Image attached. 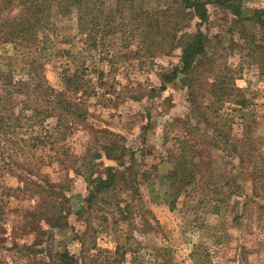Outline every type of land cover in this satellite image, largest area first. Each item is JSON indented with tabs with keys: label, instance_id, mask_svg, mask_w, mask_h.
<instances>
[{
	"label": "rangeland",
	"instance_id": "rangeland-1",
	"mask_svg": "<svg viewBox=\"0 0 264 264\" xmlns=\"http://www.w3.org/2000/svg\"><path fill=\"white\" fill-rule=\"evenodd\" d=\"M241 2L249 17L254 11L264 9V0ZM208 12L209 20L201 29L208 37L207 56L211 61H206L199 69L202 75L197 85L198 101L208 102L209 95L205 91L217 75L226 69L237 71L240 74L235 85L244 91L248 105L241 111L237 105L228 108L229 120L234 125L233 135L242 139L250 126L253 135L264 137V66L257 64L253 57L255 43L261 41L263 30L256 21L247 20L241 36L227 8L211 4ZM195 25L193 22L190 31H196ZM127 45L122 36L109 35L91 47L87 36L79 31L75 16L55 17L47 56L41 59L46 66L40 78L41 81L46 78L51 87L62 90L63 70L80 68L87 87V96L82 99L86 121L78 124L57 149L60 148L62 159L77 157L78 166L87 151L100 150L101 145L116 144L134 153L135 159L129 160L128 166L132 165L138 172L144 200L136 214L139 231L120 221L116 212H99L101 203L86 212L84 177L55 164L44 168L40 177L64 184L71 180L67 184L71 191L65 194L68 199L65 207L70 211L69 226L65 229L46 226L47 236L39 241L41 246L36 245L33 254L20 252L15 245L23 249L41 236V229L38 227V232L33 233L29 224V212H35L41 198L36 188L17 190L24 188L19 178L23 172L14 167V171H0V264H41L49 251L79 257L83 242L92 253L102 252L97 264H165L168 259L170 263L166 264H264V202L253 201L242 212L252 187L243 171L236 172L237 184L241 185L243 193L235 198H228L226 192L217 195L223 197L224 204L212 202L209 198L214 193L198 187L182 195L173 209L164 202L167 188L162 177L172 168L171 157L179 142L195 141L198 163L204 161L215 171L211 174V169L203 164L199 176L202 187L205 183L210 187L224 186L226 181H231L233 178L228 174L239 165V160L222 159L219 150L204 142L209 130L205 127L196 130L195 122L187 121L189 91L183 79L160 90V74L179 64L180 49L168 56L152 58L137 55L136 43L129 48ZM14 54L12 45L0 43L3 60H0V68L5 69L3 63L15 61V75L20 77L22 57ZM23 77H27L26 73ZM54 126L55 120L50 119L45 129L52 131ZM206 147L210 159H205L206 153H200ZM262 147L264 151V145ZM116 164L104 157L88 162L81 171L102 175ZM231 184L237 185L236 182ZM224 190L228 192L227 187ZM128 195L121 197L129 201ZM214 205L221 207L219 213L213 212ZM236 215L238 218L234 219ZM147 221L151 224L147 225Z\"/></svg>",
	"mask_w": 264,
	"mask_h": 264
},
{
	"label": "trees",
	"instance_id": "trees-1",
	"mask_svg": "<svg viewBox=\"0 0 264 264\" xmlns=\"http://www.w3.org/2000/svg\"><path fill=\"white\" fill-rule=\"evenodd\" d=\"M211 4L230 11L241 36L246 30L247 20L256 21L262 28L263 36L260 42L255 43L253 57L263 67L264 9L254 11L249 17L242 9L241 0H0V43L12 45L14 55L22 57L20 77L15 75V61L3 63L5 69L0 68V171H14L16 167L23 172L19 178L24 187L17 190L32 191L29 188H36L35 192L41 198L35 212H29L30 228L33 233H37L39 227L41 236L23 249L15 245L20 252L33 254L35 246H41L39 241L47 236L46 226L50 229H65L69 226L70 211L65 207L68 204L65 194L71 191L67 185L71 180L64 184L62 181H51L49 177H40L46 167L56 164L62 170L70 169L83 176L87 183L85 211L101 203L99 212H116L120 221L127 222L137 232V208L144 201L138 172L134 171L132 165L128 166L135 159L134 153L124 146L101 145L100 150H89L84 154L80 166L75 156L68 160L60 157V148L57 147L67 140L78 124L86 121L87 113L82 99L87 96V87L79 67L63 70L62 90L51 87L46 78L41 81L40 73L46 66L41 59L47 56L55 17L75 16L79 31L87 36L91 47L97 46L99 41L109 35H120L128 43L126 48L136 43L139 56H168L180 49L179 64L171 71L160 74V90L164 91L168 84L183 79L189 91L190 114L187 121L195 122L193 127L196 130L201 127L208 129L210 137L204 140L208 147L219 150L222 159L239 160V165L228 174L233 179L226 181L224 186L216 184L210 187L205 183L202 187V184L199 185V176L204 161H197L196 142H179L171 157L172 168L162 177L167 188L164 202L171 209L177 206L182 195L196 187L214 193L215 196L213 194L209 199L219 204L225 201L217 195H224L225 192L228 198L241 196L243 189L237 184V170L247 174L252 186L250 195H247L242 205V212L253 201L264 202V137L253 135L249 126L244 137L237 139L233 135L234 125L229 120L228 108L237 105L241 111L248 105L244 91L235 85L240 73L226 69L213 79L205 91L209 95L208 102L198 101L200 90L197 85L202 75L199 69L210 60L207 56L208 37L201 27L209 20L208 7ZM193 22L196 23L194 32L190 31ZM24 73L27 76L25 78ZM50 119L55 120L52 131L45 129ZM207 149L204 148L200 153H206L208 157L205 156V159H210ZM127 153L130 154L125 160ZM104 157L115 161L116 166L108 167L102 175L81 171L88 162H97ZM204 167L207 166L204 164ZM210 173L214 174L215 171L211 169ZM33 178L39 180L33 181ZM232 182L237 185H232ZM225 187L228 192L224 190ZM122 194H129V201L122 198ZM52 199L59 203L56 204ZM220 208L214 205L213 212L219 213ZM151 221H147V225ZM101 256L102 252L92 253L83 242L79 257L68 252L49 251L41 264H97ZM166 263H170L169 259Z\"/></svg>",
	"mask_w": 264,
	"mask_h": 264
}]
</instances>
